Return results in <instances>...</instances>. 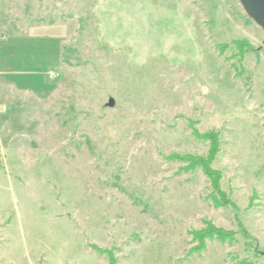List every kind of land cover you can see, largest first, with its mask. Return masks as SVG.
<instances>
[{"label": "rangeland", "instance_id": "obj_1", "mask_svg": "<svg viewBox=\"0 0 264 264\" xmlns=\"http://www.w3.org/2000/svg\"><path fill=\"white\" fill-rule=\"evenodd\" d=\"M263 36L240 0H0V264H264ZM208 133L218 202L171 158Z\"/></svg>", "mask_w": 264, "mask_h": 264}, {"label": "trees", "instance_id": "obj_2", "mask_svg": "<svg viewBox=\"0 0 264 264\" xmlns=\"http://www.w3.org/2000/svg\"><path fill=\"white\" fill-rule=\"evenodd\" d=\"M243 47H246V45L239 46L240 49H244ZM196 135L198 136V134ZM199 137L211 141V148L207 156L198 157V156H191V155H185V156L172 155L171 158H176L180 161L188 162L190 166H192L193 168H197V167L201 168L211 183V186H212L211 187L212 188L211 197L214 195L216 202H218L216 199L220 200V198L221 200H226L224 198L223 192L220 191V187H219L220 179H221L220 173L212 168V165L219 153L220 144L217 141L216 135H214L213 133L199 135ZM194 236L196 239H201V240L203 238L202 236H204V238L206 237L217 238L218 240L222 242H225L227 240H232L234 238V235L232 233H228L222 229H217L213 225H208V228L204 231V233L197 232L194 234ZM110 264H116L115 260H112Z\"/></svg>", "mask_w": 264, "mask_h": 264}, {"label": "crops", "instance_id": "obj_3", "mask_svg": "<svg viewBox=\"0 0 264 264\" xmlns=\"http://www.w3.org/2000/svg\"><path fill=\"white\" fill-rule=\"evenodd\" d=\"M32 31H34L35 36H38L41 33V32L37 33L38 31L46 32L45 36H42L40 38L35 37V39H42V40L47 39L49 42H52V44L45 45L42 47L43 48L42 53H44V55L41 56V60L38 63L43 70L46 69V71L44 72V76L46 78V73H48L49 71H55L56 67L60 64L61 51H62L63 41L66 31L64 29V26L62 25H46V24H39ZM25 63L26 62H24V64ZM9 73L13 74V72H9ZM45 81L47 82V78L45 79ZM37 83H40V85L46 89L47 85L43 84L42 80H40V82L37 81ZM2 85L5 86V88H10L12 90H17V91L20 90L25 93L26 92L32 93L33 91L31 90L32 86L27 85V86L18 87L12 80H7L5 81V83H2Z\"/></svg>", "mask_w": 264, "mask_h": 264}, {"label": "water", "instance_id": "obj_4", "mask_svg": "<svg viewBox=\"0 0 264 264\" xmlns=\"http://www.w3.org/2000/svg\"><path fill=\"white\" fill-rule=\"evenodd\" d=\"M240 2L249 17L263 30L264 35V0H240Z\"/></svg>", "mask_w": 264, "mask_h": 264}, {"label": "built area", "instance_id": "obj_5", "mask_svg": "<svg viewBox=\"0 0 264 264\" xmlns=\"http://www.w3.org/2000/svg\"><path fill=\"white\" fill-rule=\"evenodd\" d=\"M47 75H48L47 77H49L50 79H54L57 76L54 71H49Z\"/></svg>", "mask_w": 264, "mask_h": 264}]
</instances>
